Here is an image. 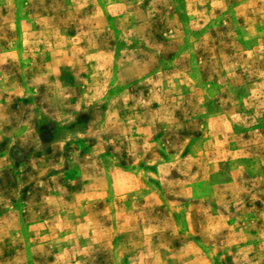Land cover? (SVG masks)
Segmentation results:
<instances>
[{
    "label": "rangeland",
    "instance_id": "374dc122",
    "mask_svg": "<svg viewBox=\"0 0 264 264\" xmlns=\"http://www.w3.org/2000/svg\"><path fill=\"white\" fill-rule=\"evenodd\" d=\"M0 264H264V0H0Z\"/></svg>",
    "mask_w": 264,
    "mask_h": 264
}]
</instances>
